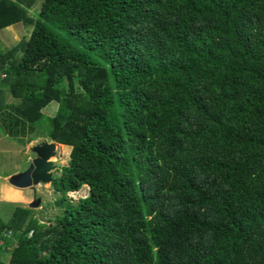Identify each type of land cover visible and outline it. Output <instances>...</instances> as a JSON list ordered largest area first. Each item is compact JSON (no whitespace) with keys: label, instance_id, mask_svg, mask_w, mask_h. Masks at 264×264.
Wrapping results in <instances>:
<instances>
[{"label":"trees","instance_id":"obj_1","mask_svg":"<svg viewBox=\"0 0 264 264\" xmlns=\"http://www.w3.org/2000/svg\"><path fill=\"white\" fill-rule=\"evenodd\" d=\"M18 22L0 116L8 89L71 149L55 223L0 218V264H264V0H0Z\"/></svg>","mask_w":264,"mask_h":264},{"label":"rangeland","instance_id":"obj_2","mask_svg":"<svg viewBox=\"0 0 264 264\" xmlns=\"http://www.w3.org/2000/svg\"><path fill=\"white\" fill-rule=\"evenodd\" d=\"M14 1V0H11ZM40 4V3H39ZM27 8V13H31L32 11H36L37 7ZM31 26L28 24L18 22L16 24L10 25L4 29L0 30V49L7 53L13 50L27 38ZM9 90H5L4 102H9L12 100H16ZM17 102V101H16ZM58 107V103L56 101H51L45 107L46 112L49 115L54 114ZM13 114L15 112L13 111ZM1 119H11V124L3 122ZM0 119V218L3 221L9 220L12 215L15 213L16 207H24L29 208V202L35 199L36 197L41 198V207L30 208L32 209V215L40 222L46 224H54V217L60 212L62 209L60 206L55 204L56 198H58L61 193L56 191L51 183H42L41 185L36 186V193L29 188H17L8 183L7 179H5V175L8 173H13L14 171L20 172L24 170L29 160L32 158V151L30 150V145L37 141H42L43 139H49L48 137V123L50 125V121H44L43 125L39 123H33L30 128L26 125H19V121L14 124L13 120L17 119L14 116H1ZM5 121V120H4ZM22 132V133H21ZM36 135V136H35ZM34 136V137H32ZM30 139V141H29ZM71 148L69 146L62 145L57 146V151L54 156L51 158H55V168L53 170L54 176H58L61 172L63 166L66 165L69 158V150ZM16 172V173H17ZM5 184V187L17 188L21 192V195L12 196L6 192H3L2 188ZM17 192H19L17 190ZM66 191L64 193L66 197V201H70L72 203H76L78 196L87 195L88 187L86 185L82 186L80 189L74 192ZM31 234V231L28 232V236ZM1 260L4 259L0 258Z\"/></svg>","mask_w":264,"mask_h":264},{"label":"water","instance_id":"obj_3","mask_svg":"<svg viewBox=\"0 0 264 264\" xmlns=\"http://www.w3.org/2000/svg\"><path fill=\"white\" fill-rule=\"evenodd\" d=\"M57 146V141L47 139L31 144L30 150L33 155L29 160L27 167L8 177V183L17 188L32 189L35 193L37 185H41L42 183H52L55 163L51 156L56 154ZM40 203L41 198L36 197L29 202L28 207H40Z\"/></svg>","mask_w":264,"mask_h":264},{"label":"crops","instance_id":"obj_4","mask_svg":"<svg viewBox=\"0 0 264 264\" xmlns=\"http://www.w3.org/2000/svg\"><path fill=\"white\" fill-rule=\"evenodd\" d=\"M15 102H16V100H12V101H9V102H6V101H5L4 109L6 110V114H5L4 116H7L9 112H13V111H14L13 103H15ZM10 116H13V115H10ZM14 117H15V116H14ZM0 119H1V116H0ZM1 120H3V122H6V123H8V124H11V119H1ZM4 120H5V121H4ZM18 121H19V125H21V126L26 125V122H24V121L21 120V119H14V120H13V123L16 124ZM21 133H22V132H21ZM32 137H34V136H32ZM29 141H30V139H29ZM58 145L61 146V144H59V143H58ZM70 148H71V146H70ZM69 152H70V150H69ZM16 172H17V171H14L13 173H8V174H6V175L4 176L5 179H8V177H10L11 175L15 174ZM3 189H4V190H3ZM2 190H3V192H6L5 194L10 193L9 196H10V195L12 196V194H13V195H16V197L19 196V195H21V193H20L21 191H20L19 189H17V188H12V187H8V186L5 187V184L3 185ZM17 190H18L19 192H17Z\"/></svg>","mask_w":264,"mask_h":264},{"label":"clouds","instance_id":"obj_5","mask_svg":"<svg viewBox=\"0 0 264 264\" xmlns=\"http://www.w3.org/2000/svg\"><path fill=\"white\" fill-rule=\"evenodd\" d=\"M49 140V139H48ZM50 140H53V139H50ZM58 143H60V142H58ZM55 163V162H54ZM55 176H54V174H53V178H54ZM87 186V185H86ZM88 187V186H87ZM70 192H74V191H77V190H69ZM88 191H89V187H88ZM68 192V191H67ZM69 192V193H70ZM85 196H87V195H80V196H78V198H77V200L76 201H78V199H80V198H83V197H85ZM40 207H41V203H40Z\"/></svg>","mask_w":264,"mask_h":264},{"label":"built area","instance_id":"obj_6","mask_svg":"<svg viewBox=\"0 0 264 264\" xmlns=\"http://www.w3.org/2000/svg\"><path fill=\"white\" fill-rule=\"evenodd\" d=\"M1 76H2V77H4V76H5V73H4V72H2V73H1Z\"/></svg>","mask_w":264,"mask_h":264},{"label":"bare ground","instance_id":"obj_7","mask_svg":"<svg viewBox=\"0 0 264 264\" xmlns=\"http://www.w3.org/2000/svg\"><path fill=\"white\" fill-rule=\"evenodd\" d=\"M58 146H60V145H58ZM53 159L55 160V158H53ZM53 159H52V160H53ZM54 160H53V161H54Z\"/></svg>","mask_w":264,"mask_h":264}]
</instances>
